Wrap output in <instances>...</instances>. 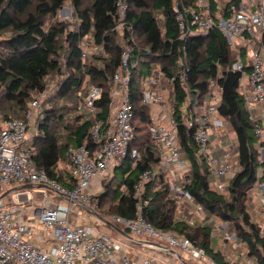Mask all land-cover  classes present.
<instances>
[{
    "label": "built area",
    "instance_id": "1",
    "mask_svg": "<svg viewBox=\"0 0 264 264\" xmlns=\"http://www.w3.org/2000/svg\"><path fill=\"white\" fill-rule=\"evenodd\" d=\"M172 7L177 34L169 37L166 54L174 58L173 65L150 62L144 65L149 74L143 75L141 81L142 104L149 108V133L157 161L141 173L131 191L126 185L120 188L131 195L134 216L103 215L99 202L94 206V201H100L97 195L104 181L124 161L129 160L134 167L142 160L134 146L137 130L130 85L144 57H161V53L137 43L129 3L116 0L112 30L118 34L116 43L122 55L112 78L113 115L94 123L90 131L92 146L69 147V174L74 188L50 178L32 156L46 90L31 102L24 118L0 125V264H176L175 259L191 264H220L196 240L177 231L158 229L146 219L152 194L158 190L151 187L158 181L165 187L167 199L175 203V221L210 228L212 240L217 239L216 251L228 261L257 264L248 241L240 238L228 222L197 203L187 189L193 158L189 157L184 138L199 165L207 168L211 188L227 195L242 166L236 133L220 114L224 101L223 66L217 62L218 75L209 79L205 91L191 88L192 66L187 48L191 39H204L218 32L227 40L233 55L228 72L240 74L238 91L260 146V162H264V0H172ZM79 47L83 61L103 49V45H89L87 38ZM85 88L87 94L78 114L85 112L97 118L104 92L96 85ZM181 91L184 95L180 101ZM37 187L44 189L36 194L33 188ZM47 190L61 200L50 199ZM247 197L251 221L264 241V166L256 169V180ZM27 206L34 222L27 218ZM84 214L88 216L87 223ZM38 229L49 234L53 244L48 249L35 244ZM133 245L147 253L137 251Z\"/></svg>",
    "mask_w": 264,
    "mask_h": 264
},
{
    "label": "trees",
    "instance_id": "2",
    "mask_svg": "<svg viewBox=\"0 0 264 264\" xmlns=\"http://www.w3.org/2000/svg\"><path fill=\"white\" fill-rule=\"evenodd\" d=\"M69 1L78 15L77 30H69L67 22H52ZM89 1L90 4L84 7V0H0V38L3 37L0 42V89L9 102L8 110L16 115L15 118L5 116V121L24 118L31 102L47 89L48 77L66 74L62 77L51 106L44 109L42 118L37 122L32 156L50 178L70 188H74L75 183L69 174L71 163L68 149L84 144L92 146V126L98 119L107 120L111 116L112 78L121 64L122 55V49L116 43L118 34L112 30L115 20L111 14L115 12L116 0ZM127 1L137 43L143 48H151L153 53H161V57L156 54L144 57L130 85L137 130L134 146L141 152L142 160L134 167L129 160L124 161L115 169L113 176L104 181L103 193L99 196L100 208L105 202H110L107 215L131 218L135 214L134 202L131 195L125 194L120 188L126 185L131 191L141 173L157 161L149 133V108L142 104L141 98V81L143 75L149 74L145 73L144 65L150 62L173 65L174 58L166 53L170 45L169 37H175L177 30L172 0ZM85 38L89 45H103V49L91 53L83 61L79 44ZM187 48L192 66L189 74L191 88L205 91L209 79L218 75L217 62L223 66L221 82L224 101L220 114L231 124L238 138L242 171L233 179L227 195L216 192L210 186L207 168L199 165L184 138L189 157L193 158V170L186 187L197 203L210 214L228 222L240 238L248 241L250 254L256 257V263L264 264V241L259 228L251 221V204L247 197V191L256 180V169L264 166V162H260V146L252 133V123L238 91L240 74L228 72L234 59L227 40L218 32H212L204 39H191ZM86 80L90 85L101 87L104 92L103 99L98 103L97 118L85 112L78 114V108L87 94ZM182 95L183 91L180 101ZM62 98L74 102L75 106L70 111L75 112L73 120L67 121L66 114H58L56 103ZM64 122L66 135L61 138L58 131ZM181 131L184 135L186 128L183 127ZM63 160L68 161L67 168H63ZM115 182H118L116 187ZM153 188L158 190L152 194V206L146 214V219L152 225L164 231H177L196 240L220 264H242L230 262L216 251L210 228L175 221L176 206L167 199L165 187L158 181Z\"/></svg>",
    "mask_w": 264,
    "mask_h": 264
},
{
    "label": "rangeland",
    "instance_id": "3",
    "mask_svg": "<svg viewBox=\"0 0 264 264\" xmlns=\"http://www.w3.org/2000/svg\"><path fill=\"white\" fill-rule=\"evenodd\" d=\"M89 0H84V7L88 6L90 3ZM67 22L69 24V30H77L79 28V19H78V15L75 11V8L72 4L71 1L67 2L59 11L58 14L56 16V18L54 20H52V22ZM5 36L7 37L8 35L5 34ZM3 38V37H2ZM2 38H0V42L2 40ZM61 43H63V39L61 41ZM65 51H63L62 54H64ZM65 75L61 76L59 74H52L51 76L48 77V79L46 80L47 83V89L45 92V97L42 99V111H44L45 108H49L51 106L52 100L55 99L56 96V91L58 89L59 84L62 82V77H65ZM85 85H90L87 80ZM3 91L2 89H0V125L3 124V122L6 120L5 116L9 117V118H15L16 115L12 114L8 108L10 107V105L8 104L9 102L6 101V98H4L3 96ZM117 97L120 98L121 97V93L117 94ZM81 105V104H80ZM74 102H72L71 100H66V99H60L57 101L56 103V107H57V111L58 114H66V120H73V118L75 117V112H70L72 108H74ZM6 113H8L7 115H5ZM113 115V112L111 110V116ZM64 116V117H65ZM66 121V122H67ZM65 122L63 124H60L61 128L58 131V135L63 138L66 135V130L64 129L65 126ZM34 132V131H33ZM37 133V132H36ZM67 160H63L62 162V166L63 168H67ZM119 175V173H118ZM107 182V181H106ZM105 182V183H106ZM118 184V182H115V187ZM51 192V191H49ZM53 192L49 193L52 194ZM95 200V199H94ZM99 201L95 200L94 201V206L98 203ZM109 206H110V202H105L104 204L101 205V209H100V213H102L103 215H107L108 211H109ZM71 219L74 221L75 220V215L72 214L71 215ZM142 239H146V238H142ZM37 245V247L39 248H45L44 244L41 243H35ZM213 244H217V239L214 238L213 239ZM134 249H136L137 251L141 252V253H147V251L145 249H143L140 246L137 245H133ZM169 256H172V254H169ZM174 262L176 264H191L190 261H186V260H177L175 259ZM233 262V261H230ZM242 264H250L249 260H245L244 262H241Z\"/></svg>",
    "mask_w": 264,
    "mask_h": 264
},
{
    "label": "crops",
    "instance_id": "4",
    "mask_svg": "<svg viewBox=\"0 0 264 264\" xmlns=\"http://www.w3.org/2000/svg\"><path fill=\"white\" fill-rule=\"evenodd\" d=\"M41 189L43 190L44 188H38V187L37 188H33V192H35L36 194H39V192H40ZM49 191L50 190H47L48 197L50 199L55 200V201H60L61 200V198L58 197V196H56L54 193H52V194L49 195V193H51ZM102 193H103V190L97 195V197H99ZM27 208H28V217L27 218L30 219L32 222H34L35 219L34 218H30V217H32L31 208H29V206H27ZM84 218H85V221L84 222L87 223L88 220H89V219H87L88 218L87 214H84ZM95 222H97V220ZM48 235L49 234H43V233H41L40 230L38 229L37 232H36L35 237L33 238V240H34L35 243L44 244L45 245V248L44 249H48L53 244V242L50 240V238L48 237Z\"/></svg>",
    "mask_w": 264,
    "mask_h": 264
},
{
    "label": "water",
    "instance_id": "5",
    "mask_svg": "<svg viewBox=\"0 0 264 264\" xmlns=\"http://www.w3.org/2000/svg\"><path fill=\"white\" fill-rule=\"evenodd\" d=\"M23 188H27V186H25V187H23ZM139 244H141L140 242H139ZM142 245V244H141Z\"/></svg>",
    "mask_w": 264,
    "mask_h": 264
}]
</instances>
